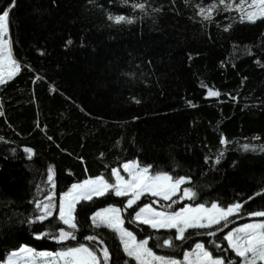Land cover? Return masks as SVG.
Listing matches in <instances>:
<instances>
[{
	"label": "trees",
	"instance_id": "16d2710c",
	"mask_svg": "<svg viewBox=\"0 0 264 264\" xmlns=\"http://www.w3.org/2000/svg\"><path fill=\"white\" fill-rule=\"evenodd\" d=\"M214 2L0 0V13L9 11L12 54L21 66L0 84V264L21 246L55 253L80 245L95 251L101 264L104 247L109 264H136L116 233L93 225L91 217L107 206L121 208L125 228L138 240L149 239L157 255L180 258L203 243L225 264H241L223 237L236 224L256 220L248 213L264 207L241 209L212 229H188L183 241L173 229L129 223L146 203L166 212L187 204L231 206L243 196H214L226 187V167H264V19L242 22L238 12L218 4L212 20H202L199 8ZM132 3H144L145 11H134ZM109 15L135 22L117 25ZM208 89L219 91V99L208 100ZM24 148L35 153L31 160ZM130 161L151 166L152 173L188 178L181 191L191 188L196 197H144L125 211L128 197L109 191L77 204L75 240L36 238L69 231L58 208L73 184L100 176L114 184L112 171ZM49 167L55 170L54 190L46 180ZM53 191L57 211L42 224L28 223L35 201Z\"/></svg>",
	"mask_w": 264,
	"mask_h": 264
},
{
	"label": "snow or ice",
	"instance_id": "6c2138e0",
	"mask_svg": "<svg viewBox=\"0 0 264 264\" xmlns=\"http://www.w3.org/2000/svg\"><path fill=\"white\" fill-rule=\"evenodd\" d=\"M127 2V0H125ZM219 5H223L225 11H236L240 15L241 21L255 23L257 19H264V0H218ZM217 3H210L207 7H200L198 15L204 21H210L213 18V12L217 10ZM132 9L145 11L144 3H132ZM157 11H159L157 9ZM109 20L115 24H132L134 18L124 15H109ZM227 30V29H225ZM71 44V40L67 41ZM21 69L20 64L13 58L12 42L9 34V11L0 13V84L12 79ZM209 97H219L220 92L208 89ZM139 103V101H136ZM3 113H0L2 115ZM2 139V138H0ZM221 143L226 145L228 141L222 139ZM247 145L245 148L247 149ZM27 159L31 160L35 155L32 149L24 148ZM223 155V153H221ZM219 163V159L216 160ZM123 170L128 173L129 179L121 176L119 169H114L112 175L115 176V183H109L103 176L95 179L89 178L82 183H76L65 192L61 197L58 208V218L69 229L76 230V205L82 201H91L93 197H101L109 191L114 192L116 196H127V209L134 205L145 194L159 197L164 201H172V197L181 190V185L189 183L187 178H175L166 172L152 173L151 166H141L139 162L124 163ZM55 170L53 167L47 169L46 180L51 188L55 189ZM183 198L192 200L196 197V192L191 188H185L182 191ZM55 192L47 195L45 200H36L34 208L36 215L29 218L28 223L37 224L48 220L54 212L57 211L54 202ZM171 205H169L170 207ZM243 204L235 203L228 207H221L213 203L210 207L200 205L198 207H185L181 211L168 213L157 211L151 203L145 204L135 210L129 217V223H138L148 225L153 229L167 228L175 229L178 240H185V233L188 229H212L221 222H227L229 217L240 214ZM250 217H264V210L248 213ZM95 227H106L118 235L123 246V252L131 258L136 264H179L178 261L168 259L163 256H157L149 247L148 240L138 241L133 232L124 227V218L121 215V209L108 207L98 211L91 217ZM222 230V228H221ZM208 236L215 237L216 231H209ZM37 239L52 238L58 243H64L68 240H75L74 231H66L61 228L58 235L50 232H43L36 235ZM89 241H96V237H86ZM227 241V247L240 258L241 264H258L264 262V220L256 223H247L241 227L229 231L224 237ZM165 243L172 247V241L166 240ZM218 249L226 251L220 244L212 242ZM195 252L188 253L185 256L186 264H225L224 258L214 257L203 243L195 245ZM104 264H109L111 259L107 247L102 249ZM101 264L100 257L96 252L85 245L78 247H67L64 250L55 253L49 251H35L32 248L21 246L18 250H13L7 257V264Z\"/></svg>",
	"mask_w": 264,
	"mask_h": 264
},
{
	"label": "rangeland",
	"instance_id": "374dc122",
	"mask_svg": "<svg viewBox=\"0 0 264 264\" xmlns=\"http://www.w3.org/2000/svg\"><path fill=\"white\" fill-rule=\"evenodd\" d=\"M258 20V19H257ZM9 34H10V26H9ZM14 58V57H13ZM15 59V58H14ZM11 80V79H10ZM9 81V80H7ZM133 161H130V162H127V163H131ZM226 170H227V180H226V187L218 192H216L214 194V196L218 197L220 200L222 201H227L228 199V196L230 194H234L236 195L237 197H239V195H242L243 196V199L240 201L239 198H237L238 200V203H241L243 204V207L242 209H246V208H250V207H254V206H261V207H264V167H256V168H239V169H236V168H230L229 166L226 167ZM120 171V174L121 176H123L125 179H129L128 177V173L125 172L123 170V167L121 169H119ZM92 179H95V178H92ZM115 176H114V180H115ZM188 179V178H187ZM189 180V179H188ZM186 184V183H185ZM184 184V185H185ZM182 186L181 185V189H182ZM182 193V191L180 190V192L177 193V195L173 196V198L175 197H178L180 194ZM64 194V193H63ZM60 196V202H61V197L62 195ZM119 197H125V196H119ZM127 197V196H126ZM144 197H154V196H151L150 194H145L143 195L140 200L137 202L140 203ZM95 198V197H93ZM157 199H160L159 197H155ZM183 198V196H182ZM129 199V197H128ZM184 199V198H183ZM186 199V198H185ZM162 200V199H161ZM136 204V205H137ZM146 204H149V203H146ZM218 204V203H216ZM134 205V206H136ZM220 205V204H218ZM77 206V205H76ZM133 206V207H134ZM152 206L157 210V211H163V210H160V209H157L153 204ZM200 206V205H199ZM221 206V205H220ZM108 207H116V208H119L117 206H107L105 208H108ZM185 207H198V206H192L190 204H187L185 205ZM185 207L177 210V211H181L183 210ZM207 207V206H205ZM210 207V206H209ZM221 207H224V206H221ZM105 208H102L98 211H102L104 210ZM226 208V207H225ZM121 209V208H120ZM97 211V212H98ZM175 211V212H177ZM166 212V211H165ZM175 212H168V213H175ZM95 215V214H94ZM121 215L123 217V214H122V210H121ZM234 217V216H232ZM232 217H229V219H231ZM124 218V217H123ZM256 220L252 221V222H246V223H241V224H236L231 230H234L235 228L237 227H241L243 226L244 224H247V223H256V222H260L262 220H264V217H256L255 218ZM236 220H239L236 219ZM125 221V220H124ZM229 221V220H228ZM227 221V222H228ZM224 223L223 221L221 222V224ZM230 223H228L227 225H229ZM148 226V225H146ZM217 226V225H216ZM67 227V226H66ZM124 227H125V223H124ZM150 229H153L151 228L150 226H148ZM68 228V227H67ZM72 229H69V231H71ZM153 230H171V229H167V228H160V229H153ZM175 230V229H173ZM229 230V231H231ZM176 231V230H175ZM228 231V232H229ZM227 232V233H228ZM138 240V239H137ZM145 240V239H143ZM148 240V243H149V239ZM138 241H142V240H138ZM27 247V246H26ZM149 247V245H148ZM30 248V247H29ZM195 247L190 250V251H187L185 252L180 258H171V257H165V258H168V259H173V260H176L179 262V264H186V261H185V256L188 254V253H194L195 252ZM156 254V253H155ZM157 255V254H156ZM157 256H160V255H157ZM164 257V256H163ZM259 263V262H258ZM261 264H264V262H260ZM4 264H7V261L6 263ZM21 264H23V261H21Z\"/></svg>",
	"mask_w": 264,
	"mask_h": 264
},
{
	"label": "water",
	"instance_id": "95a60500",
	"mask_svg": "<svg viewBox=\"0 0 264 264\" xmlns=\"http://www.w3.org/2000/svg\"><path fill=\"white\" fill-rule=\"evenodd\" d=\"M206 97H207L208 100H215L216 101V100L219 99V97H209L208 95H206Z\"/></svg>",
	"mask_w": 264,
	"mask_h": 264
}]
</instances>
